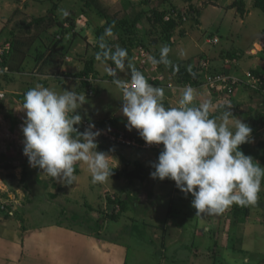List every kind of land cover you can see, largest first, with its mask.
<instances>
[{
    "label": "rangeland",
    "instance_id": "1",
    "mask_svg": "<svg viewBox=\"0 0 264 264\" xmlns=\"http://www.w3.org/2000/svg\"><path fill=\"white\" fill-rule=\"evenodd\" d=\"M53 1L0 0V46L4 47L8 39L11 45L1 62L3 68L7 65L9 69L4 74H0V81L2 80L6 85L5 92H0V99L3 98V93L9 95L12 90L17 91L22 84L25 87L41 84L57 92L64 89L74 90L85 94L87 100V103L78 110L83 118L79 128L85 130L90 123H93L98 129L97 124L100 121H110L117 117L116 126H109L104 131L108 135L142 143L138 141L140 136L137 130L127 129V120L120 113L121 93L99 62L95 64L98 76L90 82L92 83L90 89L82 85L83 82L87 83L86 80L82 82L67 75L79 71L84 62L95 56L99 26L105 23H119L125 19L131 21L138 13L149 14L151 9H157L165 11L166 18H175L179 23L178 28L168 41L159 28L151 26L143 17L137 24L136 31L137 41L144 46L139 45L133 48L128 53V58L137 70L144 73L150 84L164 88L165 95L162 102L168 101L171 106H174L180 99V90L184 88L170 76L168 70L171 65H183L184 62L185 66L199 67L202 62L207 61L203 59L204 57L210 58L215 55L220 62L223 61V64L227 65L230 63L228 58L235 52L242 59L238 60L237 66L233 68L238 71L241 69L244 75H241L243 78L240 75L236 76L237 74H234L235 77L230 76L238 81L242 79L241 82L231 87V92L221 90V87L212 90L205 83L202 86L193 87L196 89L194 102L196 106L205 101L211 102L215 106L210 112L212 114L220 104L227 103L229 98H232L241 106L236 118L250 127L254 124V117L258 113H264V110L262 112L260 108L264 106L258 104V101L264 103L262 99L264 93L244 89V84L249 82L243 80L248 72L246 70L254 67L255 63V59L250 58L248 52L245 53L246 50H250L257 42L264 44V14L253 7L254 0H243L246 9L243 18L233 8H229L234 0H148L145 4L142 0H87V5L80 0H64L54 13V18L62 21L68 17L67 19L74 23V32L65 36L60 34L61 29L55 25L49 31H45L44 33L48 36L44 35L41 39L43 32L42 34L34 27L28 29L24 27V23L27 24L37 17L50 15ZM190 4L198 10V15L189 12ZM62 10H66L69 15L64 16ZM67 27L65 26L68 31L70 26ZM37 34L38 36H35ZM127 38V35L118 36L114 33L113 37H107V41L114 40L115 46L127 48ZM212 39H217V43H211ZM13 40L23 44L20 45L21 50H19L22 53L17 58H22V62L26 61L27 64L24 66L23 63L22 66L29 70L10 77L13 81L7 85L8 78H2L11 74L9 61L16 48V46L12 47ZM165 45L170 49L168 55L170 64L157 69L148 61V56L155 57L156 54H160V49ZM139 48L144 51L142 59L146 60L142 69L139 68L141 67L138 59ZM222 51L225 53V59L219 58L221 57L219 53ZM14 57L15 55L11 59L12 64ZM262 57L257 58L262 61ZM63 60L68 62L66 66L64 65L65 68L60 70ZM182 60L185 61L180 62ZM189 62L195 65L191 66ZM224 71L229 74L227 66H224ZM57 72L60 77L65 78H52L57 77ZM118 76L122 79L127 78L126 73H118ZM159 80L166 86H159ZM169 85L172 88H167ZM253 97L258 101H254ZM7 100L5 106L9 108L13 101L7 103ZM20 110H22V104L17 103L15 113L25 114L24 111L19 114ZM17 119L18 116H13L11 118L13 122L10 125L7 123L9 118H6L5 129L0 125V156L3 157L0 158V166L9 164L16 167L15 171L12 168H0V192L7 193L11 199L10 202H17V206L23 210L22 214L19 216L15 214L11 218L13 223L19 225L18 230H21L20 227L24 231L42 227L50 231H58L59 234V230L65 228L70 232L95 237L98 241L112 240L122 244L125 247V253L121 257L114 249V255L110 256L111 264H119L120 261V264H163L162 261H165V264L168 262L172 264H225V262L245 264V260L247 264H257L260 258L264 257L263 179L257 203L249 205L248 216L241 214L234 217L233 211L240 205L233 204L219 215H207V222L203 214L196 216V210L191 206L193 197L190 194L187 197L183 195L174 186V181L153 180L150 177V173L154 171L151 165L158 161V156L163 149H142L114 144L104 135H100L97 138V151L108 153L117 160L112 162L114 170L119 172L124 168L133 170L134 162L143 163L147 170L146 179L140 182L137 179L130 181L123 177L120 179L111 177L104 184H93L87 165L78 162L74 172L77 179L71 185H64L43 174L41 169L37 170L29 165L28 158L23 154L24 136L21 137L22 139L16 138ZM25 119L26 115L20 117V123ZM22 127L23 125L20 129ZM109 128L111 131H107ZM263 140L264 131L259 135H251V142L246 143L248 156L253 157L261 167H264V156L263 159L256 156L259 155L257 145ZM9 144L11 148L8 150ZM18 154H21L20 157ZM10 156H13L15 160L8 162V159L13 158ZM25 170L27 171L26 181L30 185L28 191L21 181ZM36 179L46 182L47 186L44 189L42 185L37 187ZM3 192L2 201L9 202ZM30 192L39 193L42 196L41 199L36 197L34 200ZM122 204L126 205L124 211H121ZM3 214L6 215L7 212ZM237 222L243 224L239 241L236 240L239 233ZM205 226L209 227L207 233L203 232ZM70 232L68 235L65 234L64 239L71 241ZM226 235L227 248H223ZM47 237L50 240L55 239ZM93 257V260L96 258L98 261L96 264H108L107 261L109 262L110 259H105V254L98 253Z\"/></svg>",
    "mask_w": 264,
    "mask_h": 264
},
{
    "label": "clouds",
    "instance_id": "2",
    "mask_svg": "<svg viewBox=\"0 0 264 264\" xmlns=\"http://www.w3.org/2000/svg\"><path fill=\"white\" fill-rule=\"evenodd\" d=\"M62 14L69 15L66 10ZM113 36L112 27L106 28L95 60L121 93L120 113L127 120V129L137 130L148 145H163L158 161L151 165L154 171L150 177L170 179L185 196L190 194L196 216L219 215L233 204L255 205L264 167L240 150L241 145L251 142L252 129L233 115L231 103L223 105L220 115L211 117L215 106L209 101L196 106V89L186 85L180 90L178 106L166 108L162 102L164 88L148 82L129 60L126 48L116 45L113 49L106 43L105 37ZM169 52L165 45L159 60L149 55L148 61L169 65ZM118 73H126L127 78H119ZM85 103L83 93L67 89L57 92L41 84L24 94L23 154L31 167L64 185L77 179L74 172L78 162L87 165L93 184L108 182L115 169L112 162L117 160L97 151V138L104 130L90 123L79 131L83 118L78 110Z\"/></svg>",
    "mask_w": 264,
    "mask_h": 264
},
{
    "label": "crops",
    "instance_id": "3",
    "mask_svg": "<svg viewBox=\"0 0 264 264\" xmlns=\"http://www.w3.org/2000/svg\"><path fill=\"white\" fill-rule=\"evenodd\" d=\"M44 35L48 36L46 33H44L42 35L41 39H43ZM257 44L264 47L263 43L257 42L254 45H257ZM19 50H21L20 47L18 45H16V48H15L13 55H12V57L15 55V57L13 58V64L11 62L12 57L9 61L10 62V68H11V74H10L11 76L7 75V77L2 78V79L8 78L9 84H7V85H10L13 81L10 77H15V74H22L23 72L29 70V68H24V66L27 64V62L26 61L22 62L21 61L22 58H17V57H19V54L22 53ZM245 53H247L248 56H250V58L255 59L254 67H251L250 69H248L246 71L249 72V70L256 69V68L264 69V59L262 58V61H261L257 58V57L261 58V56H262L261 54H257L255 56H253L252 55L253 52L251 51V49L246 50ZM219 54L221 56L219 58L225 59L224 58L225 57L224 51H222V53H219ZM217 57L218 56L215 55V56L210 57V58L204 57L203 59H207L210 62L211 66L213 65V67L219 69L220 71H224V66H227L229 68V74H228V72L224 71V73H226L227 76L231 75V76L235 77V75L237 74L236 76L240 75V77H242L241 75H244V74H242L244 72H241L242 71L241 69H240V71H238L237 69L233 68V67L237 66L238 60L242 59V57L239 56V54L233 52L232 56L230 58H228L230 63L227 65H224L223 61L220 62ZM228 60H226V62H228ZM183 61H185V60H182L180 62H183ZM66 62H68V61L63 60L61 66H60V70L63 67L65 68V66L67 64ZM23 63H24V66H22ZM189 64H190V62H189ZM183 65H185L184 62H183ZM190 65L193 66L195 64H190ZM186 66H189V65H186ZM193 67H196V65ZM230 69H231V71H230ZM235 71H236V73H235ZM248 72H247V74H248ZM73 73H75V72H72L71 74H73ZM56 74H57V77H52V78H55V79L65 78L64 76L60 77V74L58 72ZM64 74H66V73H64ZM247 74L243 80L250 83L251 81L247 77ZM239 80L240 81H238V82H241L242 79H239ZM162 82L163 81H160L159 86H166ZM244 85H246V84H244ZM5 86H6L5 83H3V81L1 80L0 81V92H5V89H4ZM2 87H3V89H2ZM31 88H33V86L26 85V87H25L23 84L19 85V88L17 89V91L12 90V92L10 94L7 93L9 95H6L5 93H3L4 94L3 98L0 99L4 104L3 113H0V125H2L1 128L3 126H4L3 129L6 128V126H5L6 118H9V121L7 123L11 125L13 122L11 120V118H13V116H16V117L18 116V119H17L18 124L15 127L16 128L15 131H17V137H16L17 139H22L21 137H23V133H21L22 129H20L21 126L23 125L22 124L23 122L20 123V117H23L26 114H20L21 112H23V109H22L19 111L20 115H18V113H15V107L17 106V103L23 104L24 94L26 93V91H28ZM167 88H169V87H167ZM170 88H172V86ZM244 89H246V88H244ZM251 92H255V91H251ZM4 98H5V100H3ZM7 98H8V100H7ZM262 99H264V98H262ZM6 100H7V103H9L8 101H11V100L13 101V104H11L9 106V108H7V106H5ZM253 100L258 101V99H256V98H254ZM166 102L169 104L168 101H166ZM258 104L260 106H264V103H262L260 101H258ZM174 106H178V103L175 104ZM170 107H171V105H170ZM260 108L262 109V112H263L264 107H260ZM13 114H15V115H13ZM263 131H264V127L261 128L257 132L256 135L261 134ZM7 147L9 150L11 148V144L7 145ZM20 155L21 154H18L19 157H20ZM11 157H13V156H10V158ZM0 158L2 159L3 157L0 156ZM13 160H15L14 157L11 159H8V162L13 161ZM7 165H9V164H7ZM142 166L146 167L145 164H143V163H142ZM9 168L10 169L12 168L13 171L16 170V167H13V165H9ZM37 170H38V168H37ZM37 173L38 172H36V174ZM174 186L176 187V184H174ZM176 189H177V187H176ZM174 194H176V193H174ZM2 196L0 194V200H1ZM6 197L8 198V201L10 202L11 199L8 197V195ZM32 197L33 198L37 197V198L41 199L42 196L39 193L36 194L35 192H33ZM10 206L12 207V210L10 211V213H8V216L3 214L4 212L0 210V212H2L0 215L3 216V217L0 216V264H96L98 261L96 258H95V260H93L94 259L93 256L96 255L97 253L99 255L105 254V259L110 258L109 262L107 261V263L111 264L112 262L110 261L111 260L110 256L114 255L113 254L114 249H115V252H119V256H121V257L124 256L125 247L120 243H116L112 240L98 241V239L95 237H90V236L87 237V236L79 234V233L77 234V232H70V230L68 231V229H65V228H62L61 231L59 230V232H60L59 234L57 233L58 231H50V230L42 228V227L41 228L35 227V228H32L31 230H25V231L20 227V229L22 231L18 230L19 225H16L15 223H13L12 222L13 219H11V218L15 214L19 216L20 214H22L23 210H20L21 207L17 206V202H14L13 205L11 204ZM22 209H24V208H22ZM207 215H208L207 213L203 214L204 219L205 220L207 219V222H208ZM2 218L5 220H3ZM7 219H8V221H7ZM236 225L238 226L237 230L239 231L238 235L236 236V240L239 241L238 239L240 238L241 232L243 230V224L242 223L240 224V222H237ZM207 226H205V228L203 229L204 233L209 232V227H207ZM69 232L72 234L71 241L64 239L65 234L68 235ZM54 233H56V234H54ZM204 233H203V235H204ZM73 234H75L76 237L73 236ZM54 235H56V236H54ZM47 236L54 237L55 239L50 240L49 237H47ZM77 236H79V237H77ZM224 238H225V240L223 241L222 247L227 248V242H228L227 235ZM120 263H121V261L119 262V264ZM162 263L165 264V261H162ZM168 264H172V263L168 262ZM225 264H227V263L225 262ZM257 264H264V257L262 259L260 258V260L258 261Z\"/></svg>",
    "mask_w": 264,
    "mask_h": 264
},
{
    "label": "trees",
    "instance_id": "4",
    "mask_svg": "<svg viewBox=\"0 0 264 264\" xmlns=\"http://www.w3.org/2000/svg\"><path fill=\"white\" fill-rule=\"evenodd\" d=\"M63 1L64 0H54L53 4H52V8L50 10V15H48L47 17L34 18L31 21H29L27 24L24 23V27H26L28 29L34 27L36 30L40 31L41 33L42 32L44 33L45 31L47 32V30L49 31L55 25H57L61 29L60 34H63L66 36V34H68L70 32L73 33L74 32V30H73L74 23L72 21H69L67 19L68 17L67 18L65 17V19L62 21L56 20L54 18V13L60 8V6H61L60 4ZM80 1H84L85 5L88 4L87 0H80ZM147 2H148V0H142L143 4H145ZM252 5L254 8L259 9L264 14V0H254ZM229 8L230 9L233 8L240 15L241 18H243L246 14L245 4H244L243 0H234L233 3L229 6ZM189 12L191 14L197 13V15L199 13L198 10L196 8H194V6H192V4L189 5ZM143 17L146 18L147 22L149 24H151V26L159 28L160 32L164 35L165 39L168 41H170V39L172 38L173 32L179 26V23L177 22V20L175 18L170 17V18L166 19V12L165 11H159L157 9H151L149 11V14L148 13H138L131 21H128L125 19V20H121L119 23H105L103 26H99V28L97 30L98 38H97V43L95 45L96 52L100 51V49L98 47L100 37L103 36L105 29L109 28V27H112V30L114 29L115 30V31L113 30L114 33H116L118 36L123 35V34L128 36V38H127L128 47L126 48L128 53H130V51L133 48H136L139 45L144 46L141 42L137 41V31H136V26L138 23H140V21L142 20ZM59 18H62V17H59ZM68 22H69V24H68ZM196 23H198V21H196ZM67 25H68V27L70 26V28H68ZM65 26L68 28V31L65 28ZM35 36H38V34ZM8 40H6V42H8ZM105 41L107 44L112 46L113 49L115 48V43L113 42L114 40L110 39L107 41V37H105ZM11 42H12V47H15L16 45L21 47L20 45H23L18 40H16V41L13 40ZM260 46L261 45L257 44V45H254L250 48L251 51L254 52L252 54L253 56H255L257 54H261L262 56H264V47H262V46L260 47ZM155 58L157 60H159L160 54H156ZM206 62L209 64V68L207 71L208 74H212V73L226 74V73H224V71H220L219 69L212 67L208 60ZM96 63H97V61L95 60V56H94L91 59H89L88 61L84 62L83 67L79 71H77L73 74L70 73L67 76H69L71 78H77L79 80H82V82L86 80L87 83L83 82L82 85L87 87V89H90L92 86V83L90 84V82H92V79H96V76H98L97 75L98 73H97L96 68H95ZM108 63H109V65H111L110 61ZM111 66L114 67V65H111ZM155 66L157 67V69H162V68L166 67L167 65L158 64ZM189 69H191V71H189ZM168 71H169L170 76L173 77L178 82V84H180L184 87L186 85H190L191 87L202 86L204 83V76L206 75V71H204L203 68L201 69L199 67H189V66H185L182 64H173V65H171V67H169ZM248 74H250V76L253 79L258 80V84H257L258 86H257V89H254V88H251L250 84H246V85H244L245 88L249 89L250 91H256V92L261 93V94L264 93V69H262V68L252 69V70H249ZM109 79L112 80L113 78L109 76ZM229 102L232 105L233 115L235 117H237L239 114V109L241 108L240 104L235 102L232 98L231 99L229 98V101H227V103H229ZM163 104L166 108L170 107V105L167 102H163ZM225 104L226 103L220 104L217 107V109L215 110V112L210 114V116L215 117V116L220 115L224 111L223 105H225ZM3 110H4V104L0 100V113H3ZM117 121H118V118L114 117V119H112L110 121H100L97 124V126H98L99 130H105V128H108L109 126H116L115 124L117 123ZM253 123H254L253 126H251V129H252L251 135H256L257 132L261 128L264 127V113H258L256 115V117H254ZM79 131L83 132L84 130L82 128H79ZM138 141H142V143L145 142L141 137L138 139ZM158 146H159V148H157V149H163V145H158ZM257 147H258L259 155H257L256 158L263 159V156H264V140L260 141L258 143ZM240 150L245 155H247V156L249 155V153L247 152L246 144L241 145ZM133 165H134L133 170H127V168H124L120 172L113 170V174L111 177L114 179H120L123 177L127 180H130V181L137 179L140 182H143L147 177L146 168L144 166H142V164H140L139 162H134ZM1 166H0V168H5V169L9 168V165H5V166L1 165ZM26 172L27 171L25 170V172L22 174V180L21 181H23V186L28 191V190H30V185L26 181V174H27ZM35 182H36V185L38 187H40L42 185V189H44L47 186L46 182L39 181L38 179H36ZM30 194L32 195V192H30ZM183 195H185V194L183 193ZM33 199L35 200L36 198H33ZM124 208H126V205L122 204L121 205V211H124ZM6 209L9 212L12 210V207L6 206ZM8 212L6 214L7 216H8ZM241 214L248 216L249 205L248 206H239V207L234 209V211H233L234 217H238Z\"/></svg>",
    "mask_w": 264,
    "mask_h": 264
},
{
    "label": "built area",
    "instance_id": "5",
    "mask_svg": "<svg viewBox=\"0 0 264 264\" xmlns=\"http://www.w3.org/2000/svg\"><path fill=\"white\" fill-rule=\"evenodd\" d=\"M167 19V18H166ZM211 43L215 44L217 43V39H212L210 41ZM11 45L9 42L4 43V47L0 46V74H4V72H7L9 69L7 65H4V68L1 66V62H2V58L4 56V54L6 52H8V50L10 49ZM144 57V51L141 50V48H139V63L141 65V67H139L140 69H142V67L144 68L143 65H145V61L142 58ZM156 67V66H155ZM157 68V67H156ZM199 68H203L204 71H206V75L204 76V83L205 85L209 86L212 90H216L218 88L221 87V90H227L229 92H231L232 89H230L231 87L233 88L234 85H236L238 83V80H235L234 78L227 76L226 74H222V73H212V74H208V68H209V64L207 62H202L199 65ZM247 77L250 79V86L251 88L257 89V84H258V80L253 79L250 74H247ZM170 87V85L168 86ZM106 138H108L109 141L113 142L114 144H120V145H126V146H132V147H139L142 149H157L159 148L158 145H148L145 142L144 143H137L135 140L132 141H128L125 140L124 137H117L114 135H108L105 131H103V134ZM3 191L0 192V194H2ZM3 194H5L6 196L8 195L7 193L3 192ZM8 199V198H7ZM14 202H4L2 201V199L0 200V210L3 212H8L6 209V206H10L11 204L13 205ZM10 213V211L8 212Z\"/></svg>",
    "mask_w": 264,
    "mask_h": 264
}]
</instances>
